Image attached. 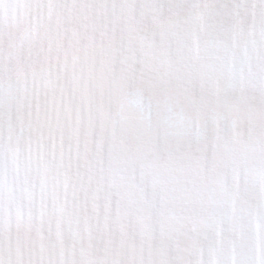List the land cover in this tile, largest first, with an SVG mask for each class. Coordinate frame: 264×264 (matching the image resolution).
Segmentation results:
<instances>
[{
	"label": "snow or ice",
	"instance_id": "1",
	"mask_svg": "<svg viewBox=\"0 0 264 264\" xmlns=\"http://www.w3.org/2000/svg\"><path fill=\"white\" fill-rule=\"evenodd\" d=\"M0 264H264V0H0Z\"/></svg>",
	"mask_w": 264,
	"mask_h": 264
}]
</instances>
